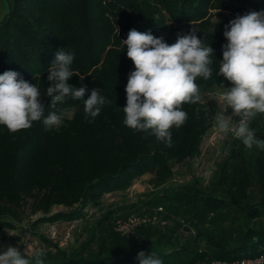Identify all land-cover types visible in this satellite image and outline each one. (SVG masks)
<instances>
[{
  "label": "trees",
  "instance_id": "trees-1",
  "mask_svg": "<svg viewBox=\"0 0 264 264\" xmlns=\"http://www.w3.org/2000/svg\"><path fill=\"white\" fill-rule=\"evenodd\" d=\"M10 7L0 23V74L16 71L34 83L47 116L51 111L47 107L51 98L45 95L50 83L47 70L56 53L65 50L74 54L70 68L78 73L68 83L86 85L85 99L97 88L111 103L101 106L92 119L85 117L83 101L69 96L57 106L58 113H66L57 128L46 131L41 120L12 133L0 125V238L5 228L16 226L23 201L33 198L37 222L83 219L88 206L101 211L80 248L57 245L42 257L44 264H139L140 251L154 253L162 264H207L213 259L264 253V224L251 223L264 218V150L248 159L237 139L212 187L202 188L196 182L174 190L166 186L143 202L107 208L102 204L107 193L127 190L146 173L153 174L156 187L168 185L175 165L200 153L204 136L214 124L213 109H207L203 100L210 91L231 84L217 74L227 43L225 25L237 15L264 11V0H0V21ZM219 11H228L231 17L216 20ZM194 26L203 43L214 49L213 75L195 81L201 101L182 106L187 120L171 129L169 147L151 130L138 132L123 122L125 89L134 70L123 40L135 28L173 44L178 33L188 34ZM262 118L258 115L251 125L263 123ZM256 133L264 140L262 128ZM253 186L260 199L251 204ZM156 207L181 217L190 215L195 232L181 241L177 227L165 226L160 219L134 234L114 229L122 208L147 211ZM226 208L230 229L207 231L206 223L224 219L227 214L220 213ZM235 210L243 213L241 222ZM159 223L165 230L153 228ZM27 259L35 264L33 256Z\"/></svg>",
  "mask_w": 264,
  "mask_h": 264
},
{
  "label": "clouds",
  "instance_id": "clouds-1",
  "mask_svg": "<svg viewBox=\"0 0 264 264\" xmlns=\"http://www.w3.org/2000/svg\"><path fill=\"white\" fill-rule=\"evenodd\" d=\"M194 26L188 34H177V40L168 44L163 37H156L150 31L140 32L135 28L129 31L126 45L127 57L133 62L134 70L129 73L126 85V106L124 124L135 131L151 130L160 142L172 146L173 127H181L187 120L182 110L185 103L201 101L197 78L208 80L213 75L214 49L206 46L197 36ZM223 59L219 61L218 75L231 83L224 91L215 93L212 99L224 105L226 113L230 106L232 115L240 117L231 124L230 119L218 114L216 127L219 132L232 133L246 149L253 146L264 150V140L256 137L250 127L258 115H264V11H251L237 17L225 25ZM74 54L59 50L48 67L46 88L51 109L45 116L46 105L34 83L23 79L16 71L0 74V125L15 133L32 127L33 122L43 120L45 130L61 125L66 114L56 111L58 104L66 97L83 101L85 117L95 119L101 106L110 104L97 88L91 90L85 99L87 86L75 87L68 83L75 73L70 65ZM83 76L81 79L83 80ZM10 234H13L10 232ZM14 235V234H13ZM34 258L35 264H44L42 250L32 251L30 245L22 255L16 247L9 246L0 254V264H30L27 255ZM139 264H162L155 254L138 253Z\"/></svg>",
  "mask_w": 264,
  "mask_h": 264
},
{
  "label": "rangeland",
  "instance_id": "rangeland-1",
  "mask_svg": "<svg viewBox=\"0 0 264 264\" xmlns=\"http://www.w3.org/2000/svg\"><path fill=\"white\" fill-rule=\"evenodd\" d=\"M231 17V14L228 11L218 12L215 16L216 20L220 18ZM229 84L225 87H231ZM224 91V86L217 87L215 91ZM205 98L203 100L207 109H213L211 115L213 126L204 136V139L201 144L200 153L194 157L188 158L183 164L175 165L174 167V177L170 180L168 185H162L156 187L153 182V174L146 173L143 176L139 177L133 185H131L125 191H114L107 193L102 199V204L104 208L108 206L119 207L124 206L127 203H136L143 202L148 198L149 194L157 192L158 190L162 191L166 186H169L174 189H179L183 185L196 182L202 188L212 187L214 182L217 180V175L220 171L222 164L230 157V153L236 139L233 136L219 132L216 127L215 117L218 114H223L226 118L230 119L231 107L229 106L226 113L224 111V105H218V101L215 99ZM229 115V116H227ZM264 119V115H262ZM261 121V120H260ZM261 123V122H260ZM257 126L250 127L254 129L256 137L262 140L260 135H257L256 131L261 128L264 130V122ZM261 126V127H260ZM238 147L243 146L244 154L247 158H252L258 154L262 149L259 147L253 146L251 150L246 149L243 143L240 141L237 143ZM260 199V192L256 186L251 188L249 203L258 202ZM20 216L16 222L14 228H5L3 230V235L0 238V254L7 250L9 246L16 247L20 250L23 255L28 246L30 245L31 250H42L44 253L50 250H56L57 245L59 248L65 249H77L80 248L82 244L85 243L88 236H90L93 228L96 225L98 217H100L101 211L92 206L86 208L87 215L83 219H74L67 221H60L55 223L50 222H37V214L33 211V198H26L25 201L21 204ZM62 206H55L54 208H61ZM230 210L234 209V206L228 207ZM226 208L225 211L221 212L220 215L227 214L224 219H219L216 223L207 222L206 229L207 231L215 229L220 231V229L229 230L231 225L228 218V213L230 210ZM169 211V210H168ZM235 214L239 215V220L241 222L243 213L235 210ZM117 218L129 217L131 215H144V214H153L158 215L159 219L162 221V224L165 226H176L177 235L180 237L181 241H184L191 233L195 232L196 227L190 224L191 216H178L174 212H168L166 208L161 210L160 207L153 208L152 210H128L122 208ZM169 214V216H168ZM216 217V215H214ZM260 220V221H259ZM254 220L251 223H260L264 224V218ZM161 223L154 225L153 228L159 232L165 230ZM53 226V227H52ZM140 228V227H139ZM138 228V229H139ZM137 229V231H138ZM13 233V234H10ZM203 246L207 245L206 240H201ZM32 256L31 253L25 258Z\"/></svg>",
  "mask_w": 264,
  "mask_h": 264
},
{
  "label": "built area",
  "instance_id": "built-area-1",
  "mask_svg": "<svg viewBox=\"0 0 264 264\" xmlns=\"http://www.w3.org/2000/svg\"><path fill=\"white\" fill-rule=\"evenodd\" d=\"M218 92H222V91H215V90L210 91L208 93V97L212 99L213 95ZM232 111H231V115H232ZM240 119H241L240 117L233 116V118H230V122L231 124L235 125V123L239 122ZM227 134L233 136L231 132ZM158 221H159L158 215H153V214L131 215L129 217L120 218L116 220L114 224V229L119 233L134 234L137 232V229L139 227L148 224H155ZM207 264H264V253H260L256 256L239 257L233 260L213 259L211 260V262H208Z\"/></svg>",
  "mask_w": 264,
  "mask_h": 264
},
{
  "label": "water",
  "instance_id": "water-1",
  "mask_svg": "<svg viewBox=\"0 0 264 264\" xmlns=\"http://www.w3.org/2000/svg\"><path fill=\"white\" fill-rule=\"evenodd\" d=\"M10 11H11V7L9 8V12L4 16V18L0 21V23L3 22V21L6 19V17H7L8 14L10 13Z\"/></svg>",
  "mask_w": 264,
  "mask_h": 264
},
{
  "label": "crops",
  "instance_id": "crops-1",
  "mask_svg": "<svg viewBox=\"0 0 264 264\" xmlns=\"http://www.w3.org/2000/svg\"><path fill=\"white\" fill-rule=\"evenodd\" d=\"M221 91V90H220ZM230 116H231V114H230ZM231 118V117H230Z\"/></svg>",
  "mask_w": 264,
  "mask_h": 264
}]
</instances>
